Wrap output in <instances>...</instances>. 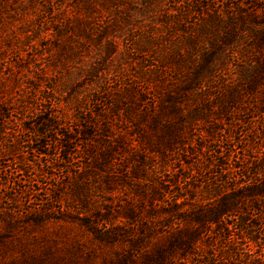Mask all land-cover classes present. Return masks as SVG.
Here are the masks:
<instances>
[{
	"label": "trees",
	"instance_id": "trees-1",
	"mask_svg": "<svg viewBox=\"0 0 264 264\" xmlns=\"http://www.w3.org/2000/svg\"><path fill=\"white\" fill-rule=\"evenodd\" d=\"M88 1L91 13L94 3L115 2ZM127 8L146 15L122 37L129 70L119 64L93 84L87 69L43 73V84L0 106V177L54 179L56 170L74 193L86 172L122 158L133 166L117 179L129 210L159 222L136 228L120 264H264V0H141ZM88 19L77 17V26ZM65 25L56 33L72 38ZM252 109L260 150L257 142L241 148V117ZM75 162L82 166L72 174ZM28 213L29 223L43 221V207ZM95 223L105 243L122 237L124 223ZM157 235L166 247L143 246Z\"/></svg>",
	"mask_w": 264,
	"mask_h": 264
},
{
	"label": "rangeland",
	"instance_id": "rangeland-1",
	"mask_svg": "<svg viewBox=\"0 0 264 264\" xmlns=\"http://www.w3.org/2000/svg\"><path fill=\"white\" fill-rule=\"evenodd\" d=\"M140 1L94 3L96 12L91 13L85 9V0H0V106L14 103L19 96L29 93L32 84H43V73L67 76L69 69L81 75L80 68L87 69L93 72L86 77L91 84L97 78L112 74L123 63L120 57L122 37L146 21L143 12L127 8H138ZM81 16L89 21L77 26L76 18ZM94 16L98 18L91 31L90 20ZM66 19L69 20L66 23L72 25L73 36L59 38L56 32L66 26ZM97 25L98 32H95ZM121 66L129 70L128 64ZM65 92L70 93V89ZM139 106L135 107V112L140 110ZM257 116L252 109L241 117L247 124L240 129L245 140L241 148L253 147L257 142L260 150L261 128ZM251 139L253 144H249ZM119 155L126 154L120 152ZM25 156L35 159L30 154L25 153ZM122 162V158L117 157L100 170H89L74 193L70 192L72 186H69L72 180L61 177L56 170H52L54 179L37 173L31 176L32 179L19 177L22 180L11 181L1 175L0 264H120L122 258L127 257L129 236L136 233V228H143L149 221L158 227L159 222L156 214L147 216L149 213L134 214L129 210L125 199L128 193L122 191L126 186L117 179L133 166ZM80 166L82 162H75L71 167L72 174L79 172ZM53 192L57 199L53 198ZM42 207L43 221L29 223L35 214L28 212ZM12 208L17 210L16 214L3 213L4 209ZM101 221L107 223L108 228L124 223L119 241H102L97 231L100 226L96 229L94 226L95 222ZM85 222L90 226L87 227ZM180 227L201 229L197 225ZM157 236L143 239V246L151 250L166 247V239Z\"/></svg>",
	"mask_w": 264,
	"mask_h": 264
}]
</instances>
